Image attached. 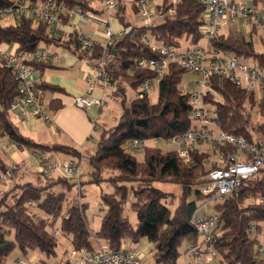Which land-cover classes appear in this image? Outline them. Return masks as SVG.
Masks as SVG:
<instances>
[{
    "label": "trees",
    "instance_id": "1",
    "mask_svg": "<svg viewBox=\"0 0 264 264\" xmlns=\"http://www.w3.org/2000/svg\"><path fill=\"white\" fill-rule=\"evenodd\" d=\"M12 1L0 0V10L10 7ZM263 1L255 0L256 6ZM55 2L96 12L91 0ZM131 6L133 13L138 15L137 0H133ZM169 9L170 0H161L156 12L162 18L155 20L150 30L133 25L131 33L114 42L115 68L112 67L110 73L116 87L114 94L122 97L124 110L118 124L100 135L95 154L88 158L92 170L89 178L82 177L78 183L62 175L46 176L37 171L33 180L25 181L19 178L22 168L17 166L13 171L17 179L15 184L8 188L5 183H0V264H8L7 259L16 249L25 257L32 252H40L47 260L55 261L59 258L61 238L69 240L71 250L86 248L92 251L93 229L86 212L88 206L79 200L71 202L67 197L76 185L81 189L85 182L99 184L106 181L113 189L112 193L101 196L106 212L96 233L97 239L107 243L113 251L123 250L128 242L138 245L147 238L154 246L156 264H178L184 242L200 243L194 220L198 202L210 200V196L201 192V184L211 170L222 167L216 161L210 163L216 149L197 150L193 154L196 165H190L180 161L178 149L164 152L161 148L147 145L140 161L128 148L132 141L170 142L198 126L192 117L189 92L178 90V85L188 73L178 63L170 64L158 83L156 103L149 98H140L139 93L129 103L127 101L129 89L139 91L145 82L157 77L154 70L139 65L142 60L159 58L143 41L148 31L156 42L169 47L180 48L182 38L193 45L201 41L205 7L197 0H183L175 13L168 14ZM125 12L124 0H118L115 16L124 27H128L131 24ZM69 22L67 17L62 23L67 25ZM249 34L234 29L228 35H219L214 43L224 51L237 54L242 60H253L264 69V49L257 51L253 40L248 39ZM257 36L264 46V36ZM2 45H17V52H34L41 46L60 47L79 59L91 60L90 52L83 50L77 33L69 37H53L47 32L46 23L34 24L25 15L9 26L0 23ZM48 65L34 64V67L40 69ZM38 88L44 92L63 91L44 81L38 84ZM19 95L15 73L0 59V134L27 150L62 153L80 159L82 155L75 148L45 146L21 134L11 120V105ZM202 101L226 133L244 136L249 142L256 141L260 135L264 127V97L246 92L228 78L215 76ZM62 107L59 100L49 105L53 111ZM12 167L13 164L9 165L0 154V169L7 171ZM155 183H172L181 187L180 203L174 212L165 204L172 194L155 188ZM129 193L134 196L132 209L137 214L136 227L126 215ZM193 195L195 199L191 201ZM215 209L220 218L215 244L220 264H264V256L257 252L260 245L258 235L261 233L258 223L264 222V167L245 180L237 191L218 201ZM254 229L255 237L252 236ZM56 231H59L58 236Z\"/></svg>",
    "mask_w": 264,
    "mask_h": 264
},
{
    "label": "built area",
    "instance_id": "2",
    "mask_svg": "<svg viewBox=\"0 0 264 264\" xmlns=\"http://www.w3.org/2000/svg\"><path fill=\"white\" fill-rule=\"evenodd\" d=\"M97 1L105 9L107 17L91 10L83 11L79 8L66 7L57 4L55 0L39 2L13 0L10 7L0 10V20L16 23L20 16L25 15L30 17L34 24L46 23L47 32L57 38L74 34L66 36L62 29L63 19L67 17L105 27L103 42L77 33L83 50L99 52L98 64L92 73L91 91L95 88H102L104 91V97L100 99H92L88 96L76 97L77 106L82 108L104 107L110 101H117L113 94H108L109 88L113 86V77L110 73V66L115 57L113 46L115 40L131 33L134 29V26L130 25L115 33L110 20L118 9V0ZM182 1L170 0L168 14L175 13ZM197 1L205 7L204 24L200 28L201 41L205 42V47L197 44L181 51L156 42L148 31L143 36V41L148 48L159 55V58L142 60L139 65L154 70L157 77L145 82L140 87L138 95L142 99L149 98L152 86L158 85L172 63L180 64L199 78L193 82V86L198 85L199 90L189 91L188 84L178 85L180 92H189V103L193 107L192 117L198 126L195 130L170 142L178 144L180 161L190 165H196L193 154L199 150L198 145L207 144L209 148L216 149L210 163L216 161L222 164V167L210 171L201 184L200 190L217 203L225 196L237 191L245 180L256 175L264 167V127L254 142H249L244 136L226 133L211 117L210 110L203 104V96L210 89L211 79L220 76L233 81L248 93H256L264 97V69L254 62L252 65L243 63L244 60L237 54L217 47L214 40L223 34L224 29L236 27L239 30L240 26L247 27L251 37L264 36V1L258 6L255 0ZM154 3L157 7L161 0H137L138 15L142 19L141 27L146 30H150L155 20L162 18V15H157L156 8L155 12L153 11ZM0 59L5 67L15 73L19 82L20 95L12 103L11 112H18L24 118L31 116L49 123L53 118L52 113L44 102L45 92L38 88L39 81L36 78L38 70L34 64L52 63L57 60V55L50 50L49 46H41L34 52H0ZM147 145V141H132L128 148L130 151L144 152ZM39 155L40 168L46 176L59 170L65 178L75 179L80 183L83 172L76 161L65 160L59 163L52 160L47 153H39ZM17 166L13 165L7 171L0 169V183H5L8 188L14 185L16 181L13 171L17 169ZM194 223L201 240L200 243H190L184 251L182 254L184 264H212L218 258L215 244L220 218L218 215L204 216L201 219L195 218ZM55 235L58 236L59 231H56ZM260 252L262 253V250ZM32 264L47 263L33 262ZM53 264H141V257L135 249L124 247L123 250L113 251L105 243L92 251L86 248L71 250L68 255L58 258Z\"/></svg>",
    "mask_w": 264,
    "mask_h": 264
},
{
    "label": "crops",
    "instance_id": "3",
    "mask_svg": "<svg viewBox=\"0 0 264 264\" xmlns=\"http://www.w3.org/2000/svg\"><path fill=\"white\" fill-rule=\"evenodd\" d=\"M95 10L102 16H108L105 9L100 6L98 1ZM115 14L116 12L112 16L110 22L115 33H118L124 28V26L120 23ZM62 27L66 36L72 33H79L85 34L89 38H93L101 42H103L105 39L106 29L102 25H95L84 21L81 22L75 18H70L69 24L63 25ZM49 48L57 55V60L49 63L48 66L37 69L38 71L36 78L39 83L44 81L47 84L63 89V91L56 93L50 91L45 92L44 101L48 108L50 102L54 100H59L63 107L57 111L49 109L53 117L49 123H44L41 120L31 116L24 118L18 112H11V120L15 126L18 127L19 131L24 137L38 144L45 146L63 145L78 150L82 155L80 159L62 153H47V155L52 160L59 163L65 160L76 161L83 172V179H88L90 174H92V170L88 165V158L95 154L99 140L98 137L96 138L95 134L98 130L101 132V134L108 130L106 127H101L98 125V122L100 121L101 117H103V114L108 117L112 116V122L118 121L120 119L122 115L121 112L124 110L122 105V97H118L114 94L115 91H111L112 87L113 89L116 88L115 85H113L108 90V94H113L117 99V101H113L115 102L113 106L109 103L104 107L92 106L90 108H82L77 106L75 99L78 96H88L92 99H100L104 97V91L102 88H95L91 91V79L93 77L92 73L93 69L98 64L99 52L91 51V60H87L79 59L73 53L64 48L53 46ZM17 49V45L0 46V52L4 53L17 52ZM112 67L115 68L114 63L111 64L110 69ZM191 86H193V83ZM118 104L121 105L122 110L119 108ZM105 110L106 112L104 113ZM104 124L107 125L105 122ZM0 154L9 165L15 164L21 166V177L19 178H22V180L31 181L34 179L33 176L35 172L41 171L39 164V152L19 147L16 144L10 142L7 137L1 134ZM84 160H86L87 163ZM58 175H62L59 170L53 171L51 174V176L54 177ZM112 192L113 189L108 187L107 193ZM101 218L102 216H100V220L94 222L93 226L90 224L93 229V238L91 237L93 250L97 249L100 245L105 244L104 241L99 240L96 237V233L99 231L101 226ZM133 226L136 227L137 224H133ZM189 244L190 243L187 244L184 251L188 248ZM125 248L137 250L141 257V264H156L153 257L154 246L148 241L147 238L142 239L138 245H133L131 242H128L125 244ZM70 250L71 244L67 251ZM35 259L36 257L26 264H32L35 262ZM181 260L182 264H184L183 256L181 257ZM55 261L51 260V262L47 264H53Z\"/></svg>",
    "mask_w": 264,
    "mask_h": 264
},
{
    "label": "rangeland",
    "instance_id": "4",
    "mask_svg": "<svg viewBox=\"0 0 264 264\" xmlns=\"http://www.w3.org/2000/svg\"><path fill=\"white\" fill-rule=\"evenodd\" d=\"M133 0H125V5H126V17L129 21V23L133 26L136 25L138 27L142 26V19L140 18L139 15H135L132 11V6H131V2ZM130 2V3H129ZM91 4L92 6L95 8L97 7V1L96 0H91ZM155 8H156V3L153 4V11L155 12ZM160 20V18H158ZM0 23L3 26H9L13 23L8 22L7 20H0ZM236 29V27H231V28H227L223 30V34L228 35L230 33L231 30ZM239 30H241L242 32H244L245 34H249L250 31L247 27H238ZM248 36V39H253V42L255 44L256 50L257 51H262L264 49L263 45L260 43L259 37L258 36ZM199 46L205 47V42L204 41H200ZM194 45L188 41L186 38H182L181 39V46L180 48H178L181 51L186 50L187 48H191ZM243 63H246L248 65H252L253 64V60H244ZM199 78L197 76H195L193 73L188 72L185 76L184 79L182 81L183 84H188L189 87V91H194V90H199V86H191V84L193 82H196ZM191 83V84H189ZM116 88L111 89V91H115ZM139 93V91H134L129 89L126 93L127 96V101L129 103V101L133 98H135L137 96V94ZM119 97V96H118ZM258 97L260 98V96L258 95ZM149 99L152 103H156L157 99H158V85L155 84L154 86H152L150 93H149ZM110 105L113 106V104H115V102L110 101L109 102ZM119 108L121 109V105L118 104ZM122 110V109H121ZM106 112V110L104 111V113ZM103 113V112H102ZM123 113V111L121 112V114ZM211 117H213V114L211 115ZM109 119V120H108ZM108 120V121H107ZM104 122L109 125H105ZM118 121L112 122V116L108 117L105 114H103V117H101L100 121L98 122V125H100L101 127H106L107 129H110L111 127H114L118 124ZM113 123V124H110ZM264 123V121H263ZM101 132H99V130L96 132V138L100 136ZM148 146H152V147H158L161 148L164 152H168L170 150L173 149H177L178 148V144L176 142H166L164 140H159L157 143H155L154 141H149L148 142ZM200 150H204L206 148H209L207 144H200L198 145ZM134 156H136L140 161L143 160L144 154L143 152H136V151H130ZM91 156V155H89ZM86 163L87 161L84 160ZM16 180V179H15ZM86 181V180H84ZM11 187V186H10ZM109 185L106 181H102L99 184L96 183H89V182H85L84 185L82 186V188L80 189L77 185L71 190V192L67 193V197L69 199V201H75V200H79L81 203L86 204L88 207L86 209L87 212V216L88 219L90 221V224L93 226L94 222L97 220H100V216H103L106 212V208L104 207V205L101 202V196L103 194L107 193V189H108ZM154 187L166 192V193H170L172 194V197H170L169 199H167L166 201V205L168 206V208L174 212L176 207L178 206V204L180 203V199H181V194H182V190L181 187L178 184H172V183H155ZM129 189H131V185L129 186ZM195 196H191L190 200H194ZM134 201V196L132 193H129L128 198H127V202H126V215L129 217L130 221L132 224H137V214L136 212L132 209V202ZM215 204L216 202L213 200H207V201H200L198 202V206L199 209L195 215V218L197 219H201L204 216H214L217 215V211L215 209ZM256 225V224H255ZM258 225L261 227V233L258 235V240L260 242V245L257 246V252H260V250H262V253L260 252V254L262 256H264V222H259ZM253 237L256 236L255 233V229L253 231L252 234ZM93 238V236H92ZM188 242H184L181 251L183 253L185 247L187 246ZM70 248V242L67 239L61 238L60 239V246L58 248V253H59V257H65V253L67 251V249ZM34 257H36L35 262H40V263H50L51 260H47L46 256L40 252H32L29 254L28 257L23 256V254L20 252L19 249H16L7 259L8 264H26L29 263ZM179 264H182V260L180 259ZM213 264H220L219 258H217V260L213 263Z\"/></svg>",
    "mask_w": 264,
    "mask_h": 264
},
{
    "label": "water",
    "instance_id": "5",
    "mask_svg": "<svg viewBox=\"0 0 264 264\" xmlns=\"http://www.w3.org/2000/svg\"><path fill=\"white\" fill-rule=\"evenodd\" d=\"M115 53V52H114Z\"/></svg>",
    "mask_w": 264,
    "mask_h": 264
}]
</instances>
